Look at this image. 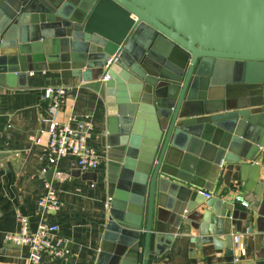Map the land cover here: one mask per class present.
<instances>
[{
	"label": "water",
	"instance_id": "1",
	"mask_svg": "<svg viewBox=\"0 0 264 264\" xmlns=\"http://www.w3.org/2000/svg\"><path fill=\"white\" fill-rule=\"evenodd\" d=\"M47 71L106 103L116 189L97 264H139L143 241V264L184 239L234 256L235 234L264 259V215L198 203L225 164L246 188L262 175L264 0H0V87Z\"/></svg>",
	"mask_w": 264,
	"mask_h": 264
},
{
	"label": "crops",
	"instance_id": "2",
	"mask_svg": "<svg viewBox=\"0 0 264 264\" xmlns=\"http://www.w3.org/2000/svg\"><path fill=\"white\" fill-rule=\"evenodd\" d=\"M50 86L68 90L57 121L65 123L74 119L75 129L84 123L88 128V143L104 157L98 171H82L73 158L63 159L56 166L42 158L48 145V120L51 119L42 96ZM107 118L106 103L97 92L76 78L63 80L59 72L30 73L24 88L0 87V264L28 263V247L6 242L3 234L18 233L21 217L28 219L29 231L36 232L42 221L37 213L38 201L50 187L58 191L64 207L58 213L46 215L44 221L59 226L58 236L66 254L61 260L45 257L44 263L97 264L101 250L100 228L108 222L116 189L109 178L111 148L102 140ZM53 167H56L55 172L48 180L47 175ZM261 172L257 186L246 188L238 167L225 164L219 175L216 172L211 188L204 193H212L228 202H232L236 194H242L249 200V210L257 218L264 215V163ZM208 200L204 194L198 196L201 206ZM263 224L262 221L260 225ZM253 226L256 233V224ZM235 230L233 226V233ZM181 232L192 237L199 234L186 225ZM234 236H241L240 242L246 250L244 256H240L237 244V255L228 256L225 250L214 245L191 246V240L184 239L172 244L156 264H264L255 250L252 236ZM224 238L219 237L220 240ZM150 251L155 252L153 242ZM140 252L139 264H143L144 241ZM236 258L239 261L236 262ZM152 259L150 256V264H155Z\"/></svg>",
	"mask_w": 264,
	"mask_h": 264
},
{
	"label": "built area",
	"instance_id": "3",
	"mask_svg": "<svg viewBox=\"0 0 264 264\" xmlns=\"http://www.w3.org/2000/svg\"><path fill=\"white\" fill-rule=\"evenodd\" d=\"M118 59L119 55L114 54L107 60L104 66V74L101 77L102 82L109 80V71ZM67 94L66 88L56 86L47 87L43 92L42 100L51 119L48 120V145L42 154V158L51 166H56L63 159L73 158L82 171H98L102 167L104 157L98 149L88 143L87 132L83 129L85 125L82 124L80 126L82 130H79L80 128H74V119L65 123L57 121L58 113ZM203 194L207 199L214 197L212 193ZM232 202L241 208H250L249 200L242 194H236ZM63 207L64 203L59 198L58 191L50 187L38 201L37 213L42 217V221L38 225L37 231L30 232L28 219L21 217L19 219L20 231L3 234L4 240L8 243L28 247L27 264H45V257L54 260L64 259L66 253L64 243L58 236L59 226L44 221L46 215L58 213ZM240 240L241 236L236 237L240 256H244L246 250ZM235 261H239V258H236Z\"/></svg>",
	"mask_w": 264,
	"mask_h": 264
}]
</instances>
